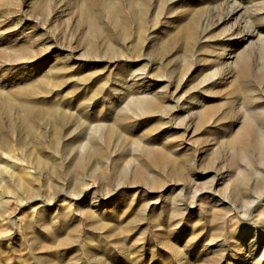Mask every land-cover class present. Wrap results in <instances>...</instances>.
Returning <instances> with one entry per match:
<instances>
[{
  "label": "rangeland",
  "instance_id": "1",
  "mask_svg": "<svg viewBox=\"0 0 264 264\" xmlns=\"http://www.w3.org/2000/svg\"><path fill=\"white\" fill-rule=\"evenodd\" d=\"M129 1L0 0V264H264V0Z\"/></svg>",
  "mask_w": 264,
  "mask_h": 264
},
{
  "label": "bare ground",
  "instance_id": "2",
  "mask_svg": "<svg viewBox=\"0 0 264 264\" xmlns=\"http://www.w3.org/2000/svg\"><path fill=\"white\" fill-rule=\"evenodd\" d=\"M97 2L100 3L103 10L109 16H113L115 14L116 8H117L116 4H115L116 3L115 0H97ZM129 2H130L129 6L132 7L133 4L143 3V0H130ZM85 10H82V13L88 14V12H87L88 10L87 9H85ZM184 33H185V36L190 37V34H191L190 32L186 31ZM142 102H143V100L140 101L138 99H134V100L130 101L129 104H131V106L133 107V106L141 105ZM67 114L70 115V113H67ZM62 121H64V111L61 114L58 112L57 116H55V118L51 122V131L52 132H50V133H52V138H51L50 142L52 144L55 143L57 145H60L61 135H60L59 127L60 126L64 127V122L62 123ZM19 127H24L26 133H29L33 129V122H30L29 120L23 119L21 121V123L19 124ZM97 127L98 126H96V128ZM117 127L118 126L116 125V122H111V123L107 124L106 132L109 133V132L115 131ZM255 132H256V135L254 136L253 144L256 147V149H258V152L261 155V157L258 156L259 160H260V161H258V163H263V159H264V134H263V132H260L259 130H255ZM50 142H48L47 144H49ZM44 144H45V142L43 143V145ZM43 147L44 146H42V142L32 140L29 144H26V142H21V143L15 144V146L13 148L12 144H10L8 139H6L4 136H2L0 134V181L4 179V178L1 179L3 177V176L1 177V175L3 173H6L8 177L13 178V180H12L13 184H12L11 188H9V186H6V185H5V187L8 188L7 193H10V195L13 196L15 201H17L20 205L24 204L25 203L24 201L27 200L26 199V198H28L27 194H30V193L33 194L35 192L36 188H34V186H32V183H31L34 181V174L31 171L24 170L20 167L18 168V166H19L18 163H16L11 158V157H14L15 154L13 153L14 155L10 156L9 153L12 152L13 150H18L19 154H16V155L19 158H22L26 161V166H28V169L34 168V169L38 170L40 167L43 166L45 161L48 159L46 156H43L41 154V151H42L41 149H43ZM240 154L244 158H246V159L248 158L247 154H245L242 150H240ZM26 155H29V157ZM77 163L78 164L80 163V158L78 159ZM260 171H262V170H260ZM260 171L258 173V175H259L258 179L254 182V186L256 185L255 187H259L258 183L259 182L261 183V181L264 177V173H263L264 171L263 172H260ZM263 183H261V184H263ZM12 188L15 190L16 189L17 190L22 189L23 192H25V193L19 191L18 194H16V192H14L12 190ZM256 192H257L256 198L254 200L250 199L249 203H250V201L252 204L261 202L262 195L259 193L260 191H256ZM233 194H235L238 199L243 200L242 199L243 195L239 196V194H240L239 192L235 191ZM32 198H34V197L32 196ZM39 200L42 204H39L37 206V209H40L45 204L44 198H40ZM4 201L5 200H2V198H0V222L3 221L4 219H8V220L10 219L4 214V209L2 207V204L4 203ZM245 202H247V201H245Z\"/></svg>",
  "mask_w": 264,
  "mask_h": 264
}]
</instances>
